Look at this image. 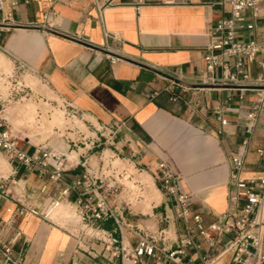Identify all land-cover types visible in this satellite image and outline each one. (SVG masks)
<instances>
[{
	"label": "crops",
	"instance_id": "0c3cea01",
	"mask_svg": "<svg viewBox=\"0 0 264 264\" xmlns=\"http://www.w3.org/2000/svg\"><path fill=\"white\" fill-rule=\"evenodd\" d=\"M228 15L223 0H4L0 55L11 64H22L64 106L74 107L84 133L76 144L71 142L75 133L68 131L72 126H65L61 135L43 138L15 126L9 111L25 151L44 143L65 152L69 161L62 179L52 180L40 175L37 167L27 170L15 160L0 158V240L12 241L13 256L22 264H133L111 257L104 243L74 233L70 225L61 226V215L54 217L60 225L29 213L7 222L21 203L43 212L68 183L86 170L96 173L100 151L109 161L120 160L146 173L159 196L158 201L149 200L145 212L144 199L132 201L123 243H137L136 229L156 235L163 229L164 245L174 247L184 227L175 216L177 194H186L190 213H201L206 222L231 207L230 153L245 135V109L239 108V89L198 82L206 68L210 30ZM242 15L238 37L264 42V0L257 16L249 9ZM260 57L250 63L251 79L260 73L264 77ZM208 75L220 76L221 70ZM245 95L248 104L253 94ZM216 108L226 118L225 125L217 119ZM92 136L100 138L93 146ZM257 147H264V108L241 176L264 175V157L256 153ZM160 162L178 175L172 195L162 189ZM75 196L71 192L67 199ZM128 198L122 192L116 203ZM100 226L115 230L111 218L100 221ZM17 231L20 234L14 238ZM203 251L188 247L184 261L196 264ZM144 259L157 264L153 258ZM214 264L235 263L225 253Z\"/></svg>",
	"mask_w": 264,
	"mask_h": 264
},
{
	"label": "built area",
	"instance_id": "2783aa9c",
	"mask_svg": "<svg viewBox=\"0 0 264 264\" xmlns=\"http://www.w3.org/2000/svg\"><path fill=\"white\" fill-rule=\"evenodd\" d=\"M228 5L229 15L219 19L209 33V41L206 45V68L201 71L198 82L210 86H228L239 89V108L245 109L244 130L238 146L230 153V182L233 192L229 194L230 208L221 214L215 215L208 222L199 213H190L186 194H177V206L175 216L184 223L183 232L177 237L174 247H167L163 240L164 230L159 229L158 235L145 233L136 229L137 243L133 246L123 243V227L130 228L126 216L131 212L132 201L144 199V193L148 184L126 166L120 167L116 162L103 157L100 151V167L96 173L86 170L85 173L68 183L53 199L43 212L36 210L30 203H21L9 217V223H13L19 216L26 213L39 215L43 220L53 224L54 217H63L61 226L73 227V232L87 235L89 239H95L104 243L106 251L111 257H120L133 264H148L144 257L153 258L157 264L168 261L171 264H188L184 261L188 247L192 246L198 254L196 264H214L223 254L230 253L235 264H262L264 262V175L241 176L246 165L249 153V145L252 134L256 128L259 116L264 108V77L260 73L255 79L250 76V63L260 55L258 65L264 71V42L259 43L254 39L243 40L238 37L239 28L243 25V11L249 9L253 16H257L260 0H223ZM4 0H0L2 10ZM37 25L29 23L28 25ZM45 27V25H41ZM247 23V28H252ZM48 27L49 24H48ZM221 70L220 76L208 75L215 69ZM19 70L25 71L22 64H12L8 73L0 72V158L15 160L27 170L38 168L40 175H48L52 180L62 179L63 173L69 167V161L65 152L59 151L44 143L33 144L31 152L25 151L19 144L20 136L12 128L10 122V107L12 103L19 102L23 98L34 97L31 88L25 90L17 85L14 79ZM11 84V85H9ZM250 91L253 99L246 104L245 93ZM65 114L73 118L77 110L65 105ZM217 119L221 125L227 120L222 116L220 108H216ZM39 114H37V117ZM74 126V127H73ZM68 128L74 132V144L83 131L76 125ZM54 132L61 135L57 126ZM79 136V137H78ZM91 146L100 142V138L92 136ZM256 153L264 157V147H257ZM162 189L172 195L176 192L174 183L178 175L166 162L158 164ZM0 178H2L0 176ZM82 186L81 191L77 187ZM71 192H76L74 199H67ZM128 195L127 202L122 200L116 203L120 193ZM68 206L67 217L62 214L61 207ZM66 214V213H65ZM111 218L115 224V230L120 234L115 235V230L110 231L100 226V221ZM20 233L17 231L16 238ZM199 238V241L196 240ZM0 264H22L13 256L12 241L0 240Z\"/></svg>",
	"mask_w": 264,
	"mask_h": 264
},
{
	"label": "rangeland",
	"instance_id": "374dc122",
	"mask_svg": "<svg viewBox=\"0 0 264 264\" xmlns=\"http://www.w3.org/2000/svg\"><path fill=\"white\" fill-rule=\"evenodd\" d=\"M11 69L12 64L0 55V72L8 73L11 71ZM14 79L16 80V82L13 83L20 85V88H24L25 90L31 88L32 92H34L35 94L34 97L30 99L23 98V100L11 104L10 111L13 113L12 122L15 126L25 127L27 129V132L42 134L43 138H45L47 136L57 135V132H54V126L59 127L60 131L62 132L64 131L65 126L81 125V123L76 117L70 119L65 114L66 112L63 103L60 99H58L51 93L48 85L45 84L44 81H42V84H44L42 86L39 84L37 79L30 76L27 71L22 70H19L15 73ZM57 110L61 111V115L60 113L54 114V112H57ZM20 112L24 114V120ZM37 114H39L38 117ZM116 163L120 167L126 166L130 171H132L136 175L138 174L131 165H126L120 160H117ZM140 177L148 184V188L144 193V201L141 202V209L145 212L150 209L151 201H158L159 196L153 190L149 177L146 175V173L142 172L140 174ZM151 198L152 200L149 203V200ZM67 209L68 206H62V214L67 216Z\"/></svg>",
	"mask_w": 264,
	"mask_h": 264
},
{
	"label": "bare ground",
	"instance_id": "6f19581e",
	"mask_svg": "<svg viewBox=\"0 0 264 264\" xmlns=\"http://www.w3.org/2000/svg\"><path fill=\"white\" fill-rule=\"evenodd\" d=\"M58 112H59V111H58ZM55 113H56V112H55ZM55 113H54V114H55ZM60 115H61V114H60ZM60 115H59V116H60ZM59 116H58V117H59ZM52 118H53V117H52ZM51 120H52V119H51ZM53 121H54V120H53ZM58 121H59V120H58ZM58 121H57V122H58Z\"/></svg>",
	"mask_w": 264,
	"mask_h": 264
}]
</instances>
